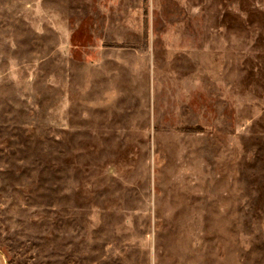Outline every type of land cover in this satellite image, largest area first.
Here are the masks:
<instances>
[{"label":"rangeland","instance_id":"obj_1","mask_svg":"<svg viewBox=\"0 0 264 264\" xmlns=\"http://www.w3.org/2000/svg\"><path fill=\"white\" fill-rule=\"evenodd\" d=\"M0 264H264V0H0Z\"/></svg>","mask_w":264,"mask_h":264}]
</instances>
